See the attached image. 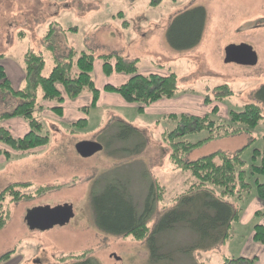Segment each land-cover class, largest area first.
Wrapping results in <instances>:
<instances>
[{"label":"rangeland","instance_id":"1","mask_svg":"<svg viewBox=\"0 0 264 264\" xmlns=\"http://www.w3.org/2000/svg\"><path fill=\"white\" fill-rule=\"evenodd\" d=\"M197 5L205 9L199 43L188 50L172 48L166 39L169 23L179 12ZM229 45L250 46L256 62H226ZM29 50L42 53L43 75L71 50L92 53L100 106L88 110L87 125L75 126L63 116L64 110L57 115L45 105L35 116L43 125L40 133L48 134V143L30 152H13L10 159L0 157V191L17 183L22 192L33 195L5 202L9 217L0 229V264H73L71 256L82 253L93 264H224V257L241 256L248 227L234 231L232 224L231 236L223 244L186 251L197 237L179 225L157 237L160 253L169 258L154 263L145 239L97 228L90 197L107 182L119 180L127 185L140 210L150 184L163 185L165 193L149 227L173 206L171 199L184 192L189 173L174 168L168 159L163 133L174 122L163 115L208 114L215 121L227 122L229 111L256 102L254 93L264 84V0H0V64L13 89L24 86V54ZM104 54L136 58L142 74L174 72L177 90L171 102L146 109L154 102L139 112L137 105L123 102L118 93L104 90L105 84L123 82V74H103L100 56ZM224 84L230 92L216 101L214 88ZM40 96L38 90V101ZM21 101L9 91H0V115ZM74 101L86 103L81 97ZM215 104L218 110L212 113ZM122 122L135 133L126 137ZM0 126L10 127L16 136L28 130L19 117L2 119ZM206 136L203 131L185 139L195 142ZM252 140L241 156L249 166L252 150L264 147V118L254 130L208 140L184 159L194 161L214 152L232 155ZM82 141L94 142L100 149L82 156L76 150ZM43 187L47 189L36 194ZM64 205L72 209L68 220L50 227L40 225L41 213Z\"/></svg>","mask_w":264,"mask_h":264},{"label":"trees","instance_id":"2","mask_svg":"<svg viewBox=\"0 0 264 264\" xmlns=\"http://www.w3.org/2000/svg\"><path fill=\"white\" fill-rule=\"evenodd\" d=\"M204 24L203 6L184 9L172 18L167 27L168 44L176 50L195 47L202 37ZM100 60L104 75L115 72L126 76L119 85L105 84L104 90L118 93L127 104L137 105L139 112L161 99L173 98L176 93L177 76L172 71L164 74H142L138 72L136 58L126 59L120 54H104L100 56ZM94 61L95 58L90 52L76 54L71 50L65 60L56 61L49 73L43 75L45 60L42 53L29 50L24 54V86L20 89L12 88L6 71L0 64V91H9L22 100L11 111L2 113L0 120L19 117L28 126V130L21 136H16L9 128L0 126V157L10 159L13 152H30L48 143V134L40 133L43 125L35 116V111H40L45 105L49 106L51 112L62 115L66 98L74 99L82 93H88L90 102L80 109L84 117L73 123L75 126L87 125L88 110L96 107L101 91L92 76ZM38 90L41 94L40 101L37 99ZM214 91L216 101H220L230 92L225 84L215 87ZM254 97L256 102H249L240 110L229 111L227 122L215 121L208 114L164 115L163 118L174 122L173 128L163 133L168 147V159L174 168L189 173L184 192L172 198L173 206L164 210L154 226L149 227L148 222L155 206L165 193L164 186L153 181L138 210L124 182H107L101 190L92 191L90 197L97 228L110 234L145 239L150 259L154 263L169 258L168 255L160 253L157 237L179 225L185 226L197 237L186 251L210 250L229 239L231 226L240 217L239 202H243L252 189L257 198L264 200V147L252 150L250 166L241 156L253 140L232 155L214 152L194 161H186L184 156L208 140L254 130L264 118V84L255 91ZM217 110L218 105L215 104L212 113ZM120 127L124 128L126 137L135 133V129L129 124L122 122ZM203 131L207 133L205 138L195 142L185 139L187 135ZM26 185L29 184H22ZM20 186L21 184L14 183L0 191V229L5 226L9 217L5 203L7 199L18 202L33 197L30 193L22 192ZM46 189L38 188L36 194ZM255 216L263 217L264 209L256 211ZM252 237L255 242L264 243L263 224L256 223L253 226ZM9 253L4 254L1 259L8 257ZM71 258H74L73 264H93L85 253ZM224 264H254V259L242 256L224 257Z\"/></svg>","mask_w":264,"mask_h":264},{"label":"crops","instance_id":"3","mask_svg":"<svg viewBox=\"0 0 264 264\" xmlns=\"http://www.w3.org/2000/svg\"><path fill=\"white\" fill-rule=\"evenodd\" d=\"M125 79H126V76L123 75V81ZM100 96H101V91H100V95H99L96 107L100 106V104H99ZM80 97L83 98L86 101V103H82V104L74 103L73 104V102H75L74 100H77ZM171 100H172V98L161 99V100L155 102L154 104L146 107V109L150 108L151 106L159 107V106L167 105V104H169V102H171ZM65 101H66V103H65ZM65 101H64L65 105H63V110H64L63 116L69 117L70 122L72 124L75 121H78L79 119H82L84 117V115L80 109L82 106L89 104L90 95L88 93H82V94L78 95L75 99H72V100L66 99ZM123 102H125V101L123 100ZM46 107H48V105H46ZM96 107H94V108H96ZM90 109H89V112H90ZM45 112H49V110L47 109ZM68 112L72 113L71 116H69ZM159 116H161V115H159ZM7 128H9V130L13 133V130L10 127H7ZM243 203H244V206H242V207L240 206L241 207L240 214L244 213L243 218L241 220V217H239L240 221L233 223V226H232V229L234 231L243 230L244 227H248V228H246V229H248V231L244 232V245H243L242 251L240 252V255L242 257H245L248 259H254V264H264V243H262V244L257 243L253 240V237H252L253 236V226L256 223L263 224V226H264V216L263 217H256L255 216L256 211H260V210L264 209V200H260L259 198H257L254 190L252 189L251 192L247 196H245ZM238 257H240V256H238Z\"/></svg>","mask_w":264,"mask_h":264},{"label":"water","instance_id":"4","mask_svg":"<svg viewBox=\"0 0 264 264\" xmlns=\"http://www.w3.org/2000/svg\"><path fill=\"white\" fill-rule=\"evenodd\" d=\"M225 61L236 63L256 62V55L253 49L248 45H229L225 49ZM100 146L91 141H82L76 144L77 152L82 156H88ZM72 216V209L70 205H64L54 210L44 211L39 215V223L43 227H50L55 224H61Z\"/></svg>","mask_w":264,"mask_h":264}]
</instances>
